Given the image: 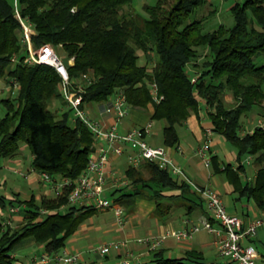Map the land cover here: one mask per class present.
Segmentation results:
<instances>
[{
  "label": "trees",
  "instance_id": "16d2710c",
  "mask_svg": "<svg viewBox=\"0 0 264 264\" xmlns=\"http://www.w3.org/2000/svg\"><path fill=\"white\" fill-rule=\"evenodd\" d=\"M135 1L19 0V10L33 26L35 47L51 44L65 52L72 93L82 89L88 104L107 101L124 91L131 107L152 104V121H165L166 147L179 145V128L192 113L199 112L201 103L209 107L215 133L236 149L238 160L235 168L213 157L215 170L226 173L240 197L264 210V128L256 125L247 131L243 123L255 111L264 118V63L258 62L264 58V0L235 1L230 6L234 25L228 28L220 24L210 31L205 29L203 18L191 19L207 0H175L168 9L163 8L165 0H158L144 6L146 16L125 14L123 8ZM22 35L23 24L14 0H0V79L13 88L0 100L6 108V114L0 115V159L14 157L25 142L35 171L47 172L52 178L76 179L87 168L94 135L83 120L74 118L63 99L59 73L49 65L25 62L28 50ZM140 51L146 57L144 63L139 61ZM14 56L19 60L7 73ZM72 57L74 64L69 63ZM153 84H157L159 101L153 96ZM226 93L234 97L233 104L225 101ZM55 99H63V104L53 109L50 102ZM249 156L256 166L252 179L244 164ZM146 167L149 177L132 165L128 168L133 190H115L113 195L121 190L116 201L148 191L157 202L164 189L187 185L175 179L169 169L150 162ZM71 189L66 187L57 197L0 193V210L20 206L24 211L18 227L0 222V264H15L12 249L30 237L49 254L66 247L68 239L97 210L71 204ZM156 207L159 213L170 208L161 200ZM144 264L222 263L208 262L195 250L183 257H169L161 249Z\"/></svg>",
  "mask_w": 264,
  "mask_h": 264
},
{
  "label": "built area",
  "instance_id": "2783aa9c",
  "mask_svg": "<svg viewBox=\"0 0 264 264\" xmlns=\"http://www.w3.org/2000/svg\"><path fill=\"white\" fill-rule=\"evenodd\" d=\"M16 12L23 24L22 42L28 52L25 62L29 64H45L53 67L61 76L62 84L60 91L63 99L72 108L74 118L81 119L85 122L94 135L93 152L85 172L76 179L71 178H52L47 172H39L40 177L46 185L52 190V196L57 197L66 187H72L69 194V201L73 205L90 206L96 209L111 208L114 210L116 220L119 225L125 224V208L116 203L109 195V190L117 188L127 183V179L118 175L110 174L107 171V165L113 155L123 156L128 154V162L134 167L142 163L150 162L158 165L161 169H169L173 175H185L183 168L175 162L169 155V149L166 146L152 145L148 141V135L151 129L148 126L134 127L126 131L119 129V124L130 113L131 105L124 91H120L107 101H103L99 106L101 116H111L114 121L108 123L103 118H95L88 105L84 102V97L80 93L74 94L71 90V77L68 65L64 56L57 53L51 44H45L41 47H35L31 40L32 24L20 14L19 0H14ZM17 56L13 61L17 62ZM70 64H74V58L69 59ZM196 77L193 78V81ZM15 88L18 86L17 81H13ZM153 96L159 100L157 84H153ZM258 126L264 128V118L256 121ZM213 127H206L205 138L197 149V154L204 160L206 166H210L212 158L211 143ZM247 163L252 162V156L246 159ZM224 168V167H223ZM16 173L22 177H29L22 169H16ZM197 192L205 199L208 209L212 214L211 219H202L193 223L192 227L182 230L169 231L168 234L176 236L178 239L191 237L194 233L204 229L216 236V247L218 253L227 261L234 264H264L258 259V250L256 245L251 241L256 238L260 227H264V210L255 217L250 223L246 224L243 218L228 210L221 194L210 186H201L193 183ZM20 206L10 208L11 213L19 212ZM188 221V220H187ZM166 235L140 236L135 241L140 245H145L149 250L157 249L165 240ZM129 239H113L104 242L94 248L92 251L102 255H109L113 252H122L128 249ZM131 251L127 250L125 258L119 264H130L129 255ZM39 264H79L83 260L82 252H71L61 250L57 253H44L40 257H35Z\"/></svg>",
  "mask_w": 264,
  "mask_h": 264
},
{
  "label": "crops",
  "instance_id": "0c3cea01",
  "mask_svg": "<svg viewBox=\"0 0 264 264\" xmlns=\"http://www.w3.org/2000/svg\"><path fill=\"white\" fill-rule=\"evenodd\" d=\"M90 104L91 103H88L87 105ZM101 104L102 102L97 106H90L91 114L95 118H103V120L107 121L108 123H112L114 119L111 116H101L99 114V106ZM148 109L151 111L149 112L146 109L140 107H131L129 115L120 122L119 129L121 131H126L139 126H148L151 129L150 124H152L151 121L153 109L152 107H148ZM209 111L210 108L204 103H201L199 112L192 113L188 121L183 126H181L185 130L183 133H180L181 140L179 145L177 147L168 148L169 155L183 168L185 172V175H173V177L179 182H186L187 185L184 188L163 190V198H157V202L161 200L170 206V208L164 213H159L156 207V199L151 197L148 191L142 194L134 195L132 198L128 197L122 202L115 200L116 196L121 193V190H119L116 195H113L115 190L122 189L125 190L124 192L128 193L132 192L133 190L131 180L127 175V170L131 165L128 162L129 152H126V154L123 156L113 155L111 157L107 165V171L110 174L115 173L116 175L127 179L126 184L109 190V195L115 200V202L121 204L125 208V224L124 226H121L118 224L117 220H115L116 223L112 224L111 227H109L105 221H103V223L101 222V224H97L95 220H91L93 222L87 223L88 219H92L100 210L97 209L96 212L84 220V222L79 226L78 230L72 236L83 234L84 237L89 238L91 231L97 230L99 232L103 231L107 235H112L111 238L121 240L129 239L131 242L129 243L130 245L128 249H125L122 252H113L110 255H102L99 253L98 255L104 257V259L101 258L100 260L89 256L88 258H85V261L82 260L83 264H119L121 260L127 256V250L132 252L131 255H129L131 260L130 264H144L154 258L156 250L161 249H163L165 254L169 257H183L187 251L195 250L203 253L208 262L222 264L229 263V261H225V259L219 255L215 244L216 236L208 230L202 229L194 233L191 237L183 239H178L176 236L168 234L169 231L190 228L192 227L193 223L199 222L202 219H210L212 217L204 197L195 190L193 183L201 186H210L217 190V192L221 194L223 200L225 201L228 210L243 218L246 224L250 223L262 212L260 209H258L254 201H250L245 197L239 196V193L236 191L235 186L228 179L226 173L217 172L213 162H211L210 166H206V164L197 160V149L205 138L206 127H212L213 125L209 116ZM246 125L247 124H245V128L247 131H250L254 128L248 127L249 125L246 127ZM163 127V121L157 120V130L163 131ZM226 142L227 141L224 137L214 133L211 143V152L209 155L211 158L217 157L219 162H227L229 164L232 163L236 168L238 165L237 151L233 146L227 147ZM162 145L165 146L164 138ZM157 146L161 145L157 144ZM122 159H124L126 166L124 165ZM146 163L147 162L142 163L140 166L135 168H137L145 177H149V171L146 167ZM244 164L247 165V174L249 175L248 170H253V178H255L256 169H253L251 166L252 164L247 163L246 159L244 160ZM242 177L245 182V175L242 174ZM2 180L3 182L6 181V175L2 177ZM35 182L36 178L30 181L32 184ZM40 189V191H32L26 194L23 193V190L19 189H17L19 191L15 190L14 192H20L23 198H29L33 193H36L38 197H40L42 193L49 196L53 195L51 188L46 184H43ZM177 196L181 197L176 199ZM127 204L131 206L130 208H132V211L135 213L133 216L127 215ZM101 210H107L108 213H110V215L116 219L113 209L107 208ZM11 216L20 219L21 221L24 218V214H21V211L15 212L14 214H11ZM11 216L9 218H11ZM143 235H166V238L157 249L149 250L145 245H140L135 241L137 237ZM30 239V244L33 246L38 245L34 237H30ZM253 240H255L258 250V259L264 262V227H260L256 238ZM39 246L40 252L30 255L32 259H30L31 264L38 263L35 257H40L46 253L44 246ZM62 250H68L71 252H84L83 250H80L78 246L68 249L66 245V247ZM90 251L92 250L90 249Z\"/></svg>",
  "mask_w": 264,
  "mask_h": 264
},
{
  "label": "rangeland",
  "instance_id": "374dc122",
  "mask_svg": "<svg viewBox=\"0 0 264 264\" xmlns=\"http://www.w3.org/2000/svg\"><path fill=\"white\" fill-rule=\"evenodd\" d=\"M158 0H136L132 5L125 6L123 8V12L126 13H141L142 15L146 16V12L144 10V6L146 4H155ZM175 0H165L163 2V8L168 9L171 7V5L174 3ZM237 0H207L204 5L200 6L195 13L191 16V19L193 18H203L204 20V26L207 31L213 30L217 28L220 24H223L225 27H231L235 23V18L234 15L231 11L230 6ZM238 1H243V0H238ZM216 10V13H214ZM214 13V14H213ZM55 48V47H54ZM56 51L59 55L65 56V52L62 50L61 47L56 48ZM140 63H144L146 61L145 55L143 54L142 51H140ZM144 61V62H143ZM65 62L67 60L65 59ZM259 63H264V58L258 60ZM16 65V62H12L8 68H7V73L9 70L13 69L14 66ZM13 88L12 85L9 84L5 79H0V100L3 99L4 97L9 96L11 94ZM232 94L226 93L225 94V101L227 103L233 104L234 102V97L231 96ZM159 98L160 95L158 94ZM156 100V99H155ZM160 100V99H159ZM158 100V101H159ZM157 101V100H156ZM103 102V101H102ZM51 107L53 109H56L57 107L62 106L63 104V99H55L52 100L51 102ZM101 102H91L90 105H88L87 110H90V106H97ZM148 107H152L154 111V107L152 104H149ZM145 108V107H140L144 108L147 111H151L150 109ZM63 109V108H62ZM152 111V112H153ZM6 114V108L0 104V115L4 116ZM60 114V113H59ZM262 118L259 116L256 111L251 112L248 117H245V124L249 125L248 127H255L258 119ZM152 124H150L152 133L148 136V141L152 145H162L163 144V131L162 130H157V121H151ZM250 122V123H248ZM69 123L71 125L74 124V121L70 119ZM165 125V121H163ZM246 125V127H247ZM199 129V128H197ZM184 128L180 127L179 131L180 133L184 132ZM227 147H231L230 143L226 142ZM197 160L199 162H202L205 164L204 160L198 155ZM124 162V165L126 166V163L124 159H122ZM252 163V162H251ZM253 169H256V166L251 165ZM22 169L26 173H29V177H22L21 175L16 174L14 171L16 169ZM14 170V171H13ZM249 176L251 178L254 177V172L253 170H248ZM6 175V181L3 182L2 177ZM36 178V182L34 184L30 183L31 180ZM45 185V182L43 179L40 177L39 172L35 171L33 169L32 165V152L28 146L27 143L22 142L20 150L18 154H16L14 157L7 158V159H0V193L2 194H9L19 190H23V193H30L32 191H40L41 187ZM19 189V190H17ZM45 192V191H44ZM40 193V192H39ZM43 194V193H42ZM41 194V195H42ZM127 206V215L133 216L135 213L132 211V208L129 204ZM132 211V212H131ZM107 210H99L97 214L92 218L88 219L87 223L93 222L91 220H95L97 224L103 223V221L106 222V224L111 227L112 224L116 223V219L108 213ZM11 211L10 207L6 208L4 210H0V222H6L10 223L11 226L13 227H18L21 220L14 218L11 216ZM21 214H24V211H21ZM11 216V218H9ZM144 236V235H143ZM112 235H107L103 231L99 232L97 230H93L90 233V237H84L83 234H80L78 236H72L68 239L67 241V248L71 249L72 247H77L80 248V250H83L84 252L82 253L83 260L85 261V258L94 257L97 259H101L104 257L98 255V252L95 251H90L91 248H94L104 242H108L114 238H111ZM30 238L22 240L19 244H17L13 249H12V254L15 256V264L21 263V264H31L30 259H31V254L34 253H39L40 252V246L36 245L33 246L30 244ZM111 254V253H110ZM109 254V255H110ZM32 260V259H31ZM227 261V259H225ZM38 264V263H35ZM234 264V263H232Z\"/></svg>",
  "mask_w": 264,
  "mask_h": 264
}]
</instances>
